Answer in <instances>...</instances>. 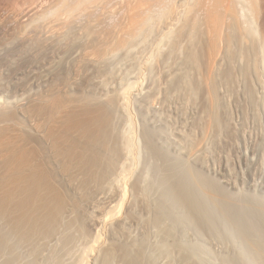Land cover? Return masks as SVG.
<instances>
[{"label": "bare ground", "instance_id": "6f19581e", "mask_svg": "<svg viewBox=\"0 0 264 264\" xmlns=\"http://www.w3.org/2000/svg\"><path fill=\"white\" fill-rule=\"evenodd\" d=\"M46 3L60 10L48 18L44 0H0L3 7H22L11 19L12 15L3 14L9 19H3L0 28L17 23L20 30L9 36L10 42H3L0 55L8 58L13 51L21 60L20 56L41 50L64 51L62 70L75 78L78 68L84 67L93 87L80 89L93 97L74 103L62 99L54 85L47 88V81L54 79L49 71L41 78L42 94L35 93L38 89L24 94L23 89V94L10 97L8 92L0 100V264H174L176 260L175 264H208L215 257L224 264H264V196L233 191L237 189L231 178L221 183L208 177L200 159L210 146L206 141L218 140L220 135L219 90L227 93L232 82L251 79L260 90L256 98L249 93L255 98L252 108L264 117V0ZM93 45L101 52H91ZM139 46L145 53L138 51ZM138 55L146 65L139 76L143 81L129 82L125 92H120V84L118 91L106 83L99 73L113 60L129 67ZM124 74L120 83L134 77ZM77 83L70 89L79 88ZM195 95L209 101L193 102ZM125 99L141 115L138 133L144 158L140 165L133 166L136 157L133 161L129 152H119L126 123L119 120L118 112ZM177 99L193 102L188 106L191 122L173 123L172 137L168 113ZM118 131L123 132L121 139ZM191 131L201 136L197 144ZM83 190L92 196L85 201L87 209L82 205L79 211L72 197L83 196ZM207 240L222 245L223 252L207 250Z\"/></svg>", "mask_w": 264, "mask_h": 264}, {"label": "rangeland", "instance_id": "374dc122", "mask_svg": "<svg viewBox=\"0 0 264 264\" xmlns=\"http://www.w3.org/2000/svg\"><path fill=\"white\" fill-rule=\"evenodd\" d=\"M36 1V0H35ZM39 1V0H38ZM43 1V0H42ZM45 2H46V0H44V6L43 7H46L45 8V10L47 11H44L45 12V14L47 13V15H46V17H48L49 18V16L50 17H52L53 15H55L56 13H58V11L60 10V9H58V8H56L55 7V10H54V8L53 7H50L51 5L49 4V3H46L45 4ZM48 4V5H47ZM9 7H11V9L9 8ZM9 7H3V6H0V9H2V8H4V9H6L5 10V12H3L2 10H0V22L2 23L4 20L3 19H6V17L7 16H9V15H12V16H9L10 17V19L13 17V15L14 14H16L15 12H17L18 10V7H21V6H17V9H15L16 7H14L13 5H11V6H9ZM50 7V8H49ZM8 8V9H7ZM12 8H14V10L12 9ZM22 8V7H21ZM48 8V9H47ZM56 9H57V11H56ZM15 10H17V11H15ZM13 11V12H12ZM3 12V13H2ZM8 12H9V14H8ZM11 12V13H10ZM43 12V13H44ZM49 12V13H48ZM54 12H55V14H54ZM7 15V16H4L5 14ZM4 14V15H3ZM44 14V15H45ZM149 14V13H148ZM147 14V15H148ZM3 16V17H2ZM9 17H7L8 19H9ZM3 20V21H2ZM115 21V20H114ZM113 21V22H114ZM113 22H111L112 24V26H114V23H116V22H118V19H117V21H115L114 23ZM16 24V26H15V28H14V26L13 25H15ZM15 24H12L11 26H12V28L11 27H5L4 28V26H2V28H0V36L1 35H3V36H1V38H0V46L3 44V42H7V41H11L12 39H13V37H10L11 39H9V36H13V33H15V30H16V32H18L17 31V29L18 30H20L18 27H19V25L17 24V23H15ZM14 28V29H13ZM8 29V30H7ZM4 30H5V32H4ZM13 30V31H12ZM8 31V32H7ZM10 32V33H9ZM3 33V34H2ZM6 33H8L7 35H6ZM9 34H11V35H9ZM148 36H149V34H147ZM1 39H3V40H1ZM5 39H6V41H5ZM144 44V43H143ZM145 45V44H144ZM73 46V45H72ZM72 46H71V48H72ZM94 47H92L93 48V51H91V52H101V48L100 47H97L96 45H93ZM106 46V45H105ZM142 46V47H141ZM141 46H139V49H140V47L141 48H144L143 47V45H141ZM94 48H95V50H94ZM88 49H90V48H88ZM87 49V50H88ZM98 49V50H97ZM138 49V51H140L141 53H145V50L143 51H141V49L139 50ZM92 50V49H91ZM105 50H107V49H104L103 51H102V53H104L105 52ZM53 51V52H52ZM52 51H45V52H43V50H41L39 53H34L35 54V56H34V54H32V55H25V56H20V57H22V59L21 60H19L20 58H19V56H16L15 55V52H10V53H8L7 55H8V58L7 57H5V55H0V64L1 63H3V64H1L0 65V78H2V79H0V90L2 89V87L5 89H2L1 91H2V93H1V91H0V100L2 101V100H5V99H3V98H5L6 96V94L7 95H9V93H10V97L11 96H13V95H17V93H20V94H23L24 92V94H26V92H29V90H30V92H34V90H36V89H38V90H36L35 91V93H37L38 95H40V94H42V92H43V90H44V87H43V83H41L43 80V78L48 74V73H55L54 75L53 74H51L50 76L51 77H53L54 79H52V78H50V80L49 81H47V83L50 85V87H49V85L47 84V88H49V89H51L52 88V85H54L53 86V90H55V91H57L58 92V96L59 97H61L62 99L64 98L65 100H69L70 102H72V103H74V102H77V101H82L81 99H84L83 97L85 96V99L86 98H89V97H91L93 94L92 93H89L88 92V94L85 92H83L82 93V91H81V89L80 88H83L84 87V85H85V87L87 86H91V87H93L92 86V84H91V82L89 83V81H91L90 80V78H89V76L88 75H85V68L83 67V71H82V68L80 67V68H78V71H77V73H76V76H75V78H78V81H76V80H74L75 78H74V73L73 74H71L72 72H66L65 70H62L63 69V65H62V63L64 64L65 62H64V60H65V53L66 52H64V51H60V50H55V52L58 54H56L55 52H54V50H52ZM58 51H59V53H58ZM135 51H136V53L138 52L137 51V49L136 50H134V52H132V53H135ZM52 54H51V53ZM41 53V54H40ZM44 53H47V54H44ZM57 55H55V54ZM54 54V55H53ZM63 54H64V56H63ZM146 54H148L147 53V51H146ZM11 55V56H10ZM14 57H13V56ZM37 55H39V56H37ZM43 55H44V58H42L43 57ZM45 55H47V57L45 56ZM50 55V56H49ZM60 55V56H59ZM61 55L63 56L62 58H61ZM141 55V54H140ZM140 55H138V56H136L135 58H134V60H132L131 62H134V63H130L131 65H133V66H131L130 64H128L129 65V67L127 66V64L125 65V63H123V65H125V66H123V65H121L122 63H120L119 64V62H121V61H119V60H117V61H119V62H116V60H113V62H109V63H105V64H107V65H103L102 66V69H100V71H99V73H101L102 75H103V79L105 80V81H107L106 83H111L112 84V86H114L115 87V89H117L118 90V88H119V86L121 85V87H122V91H120V92H123L124 91V89H126L127 87H126V85H128V83L129 84H133L134 85V83L136 84V81H138L139 79H140V82H142L143 80L140 78L141 76L140 75H142L143 73H145L146 71V69H145V60H144V58H143V56H140ZM149 55V54H148ZM15 56L18 58H15ZM41 56V57H40ZM58 57L59 59H61V61H59V59L58 58H56V57ZM10 57H12V58H15L16 59V61L13 59V60H11L12 58H10ZM53 57V58H52ZM137 57H140V58H138L137 59ZM4 58H5V60H4ZM26 60H25V59ZM28 58H30V59H28ZM37 59V61H36V59ZM118 58V57H117ZM116 58V59H117ZM28 59V60H27ZM46 59V60H45ZM50 59V60H49ZM53 60V62H52V60ZM64 59V60H63ZM136 59L137 60H139V61H136ZM4 62H3V61ZM19 60V61H18ZM33 60H35V62L33 61ZM41 60H43V61H41ZM57 60V62H55ZM2 61V62H1ZM13 61V62H12ZM23 61L25 62V63H23ZM30 61V62H29ZM47 61H48V63H47ZM144 63H143V62ZM15 62V63H14ZM39 62V63H38ZM40 62L43 64H40ZM58 62H60V63H58ZM135 62H136V64L137 65H135ZM139 62H140V65L138 66V64H139ZM9 63V64H8ZM13 63V64H12ZM16 63L17 64H19L18 66L16 65ZM21 63V64H20ZM34 63V64H33ZM37 63H38V65H37ZM50 63V64H49ZM112 63V64H111ZM143 63V64H142ZM5 64H6V66H5ZM9 66H8V65ZM36 64V65H35ZM46 64H49V65H47L46 66ZM53 64H57V65H53ZM112 66H111V65ZM116 64H119V67H118V65H116ZM3 65V66H2ZM30 65V66H29ZM54 67H53V66ZM65 65V64H64ZM143 65V66H142ZM14 66V67H13ZM33 66V67H32ZM43 66V67H42ZM45 66V67H44ZM60 66V68H57V67H59ZM71 66V65H70ZM115 66H117V67H115ZM131 66V67H130ZM135 66H137V67H135ZM3 67V68H2ZM5 67V68H4ZM9 67V68H8ZM11 67H12V69H11ZM18 67V68H17ZM29 67V68H28ZM37 69H35V68ZM40 67V68H39ZM50 67V68H49ZM53 67V68H52ZM56 67V68H55ZM62 67V68H61ZM71 67H74V65L73 66H71ZM105 67H106V69H105ZM109 67H110V71H109ZM114 67H115V69H114ZM122 67L123 68H125V67H127L126 69H122ZM141 68V70H140V68ZM22 68H24V69H22ZM26 68V69H25ZM31 68H33V69H35L34 71H33V69H31ZM45 68V69H44ZM76 68V69H77ZM118 68V69H117ZM119 68H121L120 70L121 71H119ZM130 68H133V69H130ZM136 68V71L134 70ZM137 68H139V70H140V72H139V74L137 73L139 70H137ZM143 68V69H142ZM9 69V70H8ZM46 69H47V71H46ZM49 69V70H48ZM51 69H54L53 71H51ZM80 69H81V71H80ZM114 69V70H113ZM128 69V70H127ZM130 69V70H129ZM12 70H14V72L12 71ZM27 72H26V71ZM43 70V71H42ZM57 70V71H56ZM62 70V71H61ZM103 70V71H102ZM117 70V71H116ZM125 70H127L128 72L130 71V73H128V72H126ZM131 70H133V71H135L136 72V74H135V72L133 73ZM3 71V72H2ZM8 71H9V73H8ZM13 73H12V72ZM21 71V72H20ZM24 71V72H23ZM37 71V72H36ZM50 71V72H49ZM107 71H109L110 73H108ZM119 71V76L120 75H123L125 72V74L124 75H128V74H134V77L132 78H124L125 79V81L123 80L122 81V83H120L121 82V80H120V78H122L123 76H117V73L116 72H118ZM123 71H125L124 73H122ZM142 71H144V72H142ZM28 72L29 73H31V74H28ZM66 72V73H65ZM96 71L94 70V72H93V74L95 75V74H97V73H95ZM104 72H106L107 73V75L108 76H106V74L104 73ZM115 72V73H114ZM19 73V74H18ZM46 73V75H44ZM59 73V74H58ZM65 75V77H64V75ZM70 75H69V74ZM83 73V74H82ZM114 74V76H112V74ZM3 74H4V76H3ZM10 74V75H9ZM25 74V75H24ZM57 74V75H56ZM105 74V75H104ZM18 75V76H17ZM35 75H36V78H35ZM67 75V76H66ZM72 75V77H70ZM85 75V78L83 77ZM111 75V76H110ZM117 77H116V76ZM11 76V77H10ZM34 77V78H32V77ZM44 76V77H43ZM59 76H61L62 78H60ZM140 76V77H139ZM10 77V78H9ZM21 77H23V78H21ZM82 77V79H80ZM135 77H139L137 80H136V78ZM19 78V79H18ZM42 78V79H41ZM73 78V79H72ZM87 78V79H86ZM112 78V79H111ZM114 78V79H113ZM20 79H21V81H20ZM34 79V80H33ZM35 79H36V81H35ZM52 79V80H51ZM61 79H62V82H61ZM65 79V80H64ZM72 79V80H71ZM86 79V80H85ZM120 81H119V80ZM128 79V80H127ZM131 79H134V82H133V80H132V82H131ZM58 80V81H57ZM67 80H69V81H67ZM81 80V81H80ZM127 80V81H126ZM251 79H248V80H246V81H244V82H238V81H236V80H234V82L236 81L237 83H231V89H230V87H229V91L227 92V93H222V89L221 90H219V96H218V100H219V102H220V104H219V108H218V114H219V118H220V130H219V134L220 135H218V140L216 139V140H214L213 142L211 141V140H209L208 142L206 141V143H210V146H209V144H208V146L209 147H207V144H206V147H207V149L210 151V154H209V151L207 150V152L204 154V155H202L201 156V161H202V165H203V167H202V171H204V173L208 176H210V178H212V179H215V180H218L219 182H221V183H223V181L225 180V179H227V178H231L232 179V181H233V183H234V185H236V189L237 190H233V191H244L245 193H250V194H253V195H256V196H258V197H263L264 196V117H263V115L261 114V112L260 111H258V110H254L252 107H254L253 106V104H254V100H255V98L257 97V96H259L260 95V90H259V88L256 86V84L253 82V81H250ZM1 81L3 82V83H1ZM8 81V82H7ZM34 81V82H33ZM51 81V82H50ZM79 82L80 81V83L78 84L77 83V86L78 85H80V87L78 88H76V89H70V86L72 85V83L73 82ZM87 81V82H86ZM17 82H20V83H17ZM24 82V83H23ZM37 82V83H36ZM58 82V83H57ZM64 82H66V83H64ZM72 82V83H71ZM115 82V83H114ZM116 82H117V84H116ZM119 82V83H118ZM123 82H125V83H123ZM253 82V83H252ZM34 83H36V84H39V85H36V84H34ZM63 83V84H62ZM239 83V84H238ZM241 83V84H240ZM20 84V85H19ZM23 84V85H22ZM25 84H26V86H25ZM62 84V85H61ZM66 84H67V87H66ZM71 84V85H70ZM88 84H90V85H88ZM114 84V85H113ZM120 84V85H119ZM122 84H123V86H122ZM235 84H237V85H235ZM4 85V86H3ZM42 85V86H41ZM65 85V86H64ZM70 85V86H69ZM233 85V86H232ZM244 85V86H243ZM23 86V87H22ZM38 86V87H37ZM57 86V87H56ZM69 86V87H68ZM116 86H118L117 88H116ZM132 86V85H131ZM236 86V87H235ZM237 86H238V88H237ZM242 86V87H241ZM60 87L62 88V87H66V89H65V91H60L59 92V90L58 89H60ZM84 87V88H85ZM86 87V88H87ZM90 87V88H91ZM126 87V88H125ZM244 88V89H243ZM20 89V90H19ZM25 91H24V90ZM42 91H41V90ZM78 89V91H76ZM121 89V88H120ZM119 89V90H120ZM233 89H236V90H233ZM251 89V91H249ZM17 90V91H16ZM32 90V91H31ZM118 90V91H119ZM233 92H232V91ZM238 90V91H237ZM258 90V91H257ZM3 91H6V92H3ZM22 91H24L23 93H22ZM73 91V92H72ZM126 91V90H125ZM124 91V92H125ZM220 91H221V93H220ZM237 91V92H236ZM255 91V92H254ZM9 92V93H8ZM56 92V93H57ZM63 94H62V93ZM253 92V93H252ZM4 93V94H3ZM65 93V94H64ZM72 93V94H71ZM232 93V94H231ZM244 93V94H243ZM251 94V96H253V97H255L254 99H252L251 97H249L250 96V94ZM2 94V95H1ZM92 94V95H91ZM234 94V95H233ZM249 94V95H248ZM253 94V95H252ZM258 94V95H257ZM64 95V96H63ZM68 95V97H66ZM221 95H225V96H222V98L220 97ZM228 95V96H227ZM257 95V96H256ZM3 96V97H2ZM76 96H77V98H76ZM79 96V97H78ZM88 96V97H87ZM94 96H96L97 97V95H94ZM197 95H195L194 96V98L192 99L193 100V102L194 101H197V102H200V101H204L203 103H205L206 101L208 102L209 101V98L208 97H206V98H203L202 100H200V95H198L197 97H196ZM202 96V95H201ZM69 97H71V99L69 98ZM75 97V98H74ZM81 97V98H80ZM93 97V96H92ZM223 97H225V99L223 98ZM69 98V99H68ZM79 98V99H78ZM208 98V99H207ZM196 99V100H195ZM222 99H223V101H222ZM9 100H13L12 98L11 99H9ZM126 100V99H125ZM184 100L185 99H177V101H178V103H176L175 102V109H173V111H170L169 113H168V115L170 116H168V118H169V120H171L170 122H172V126L169 128V130H168V132H171L170 133V136H174L175 137V133L173 134V132H175L173 129H172V127L174 128V126L175 125H185V124H190L189 122H191L190 121V117H191V111H190V109H188V106L190 107V103H191V105H192V101H191V99L188 101V100H185V102H184ZM252 100H253V102H252ZM181 101H183V102H181ZM225 101V102H224ZM227 101V102H226ZM188 102V103H187ZM206 102V103H207ZM222 102H224V105H223V103ZM128 103V104H127ZM227 103V104H226ZM130 104V105H129ZM179 104V105H178ZM183 104H184V106H183ZM222 104V106H220ZM125 105V106H124ZM126 105H127V107H126ZM128 105H129V107H128ZM186 105V106H185ZM247 105V106H246ZM251 105V106H250ZM124 106V107H123ZM123 108H121L120 110H119V112H118V118H119V120H122V121H125V122H123L124 124L126 123V125H124V124H122V121H119V123H120V125L121 126H123L122 128H123V130H122V128L120 127V125L118 124V126H119V129H120V131L122 130L125 134H124V136L126 137H122V139H121V137L120 136H123V132H121L120 133V131H118V136L120 137V139H121V141H120V139H119V141H120V145L119 146H121V145H123V146H126L127 145V143H128V146H126L127 148L129 147V149H127V148H125L124 147V149H125V151H123L122 149H123V146L122 147H119V152H120V150H121V152H124L123 154H125V152L127 153V152H129L128 154L130 155V158H132V160L135 158V160H133V161H135L134 163H133V166H134V164H138V165H140V164H142L141 162L143 161V159L142 158H144V152L142 151V149H143V147L141 146L142 145V140H141V138H140V135H139V133H138V131L140 130V129H138V127L140 128V125H139V123L138 122H141L140 121V119H141V115H140V117H139V112L138 111H135L136 109L133 107V105H132V103H131V101H128V100H126V103L124 102V104H123ZM180 106V108L181 107H183V108H178V107ZM249 106V107H248ZM126 107V108H125ZM187 107V109H185ZM222 107H224V109L222 108ZM222 108V109H221ZM178 109H180V110H178ZM185 111H184V110ZM175 110V111H174ZM187 110V111H186ZM189 110V111H188ZM220 110V111H219ZM223 110H224V112H223ZM252 110V111H251ZM122 111H124L125 113H123ZM135 111V112H134ZM179 111V112H178ZM181 111V112H180ZM207 111V110H206ZM251 111V112H250ZM121 112V113H120ZM126 112H127V114H126ZM183 112V113H182ZM190 113V114H188V115H186L187 113ZM254 112V113H253ZM139 113V114H138ZM207 113H208V111H207ZM228 113V114H227ZM125 114H126V116L128 117H125L126 118V120H125V118H123L124 116H125ZM136 114H138V116L136 115ZM171 114V115H170ZM183 114H184V116H183ZM199 114H200V116H202V114L201 113H196V117H198L199 116ZM221 114V115H220ZM182 116V117H181ZM199 116V117H200ZM122 117V118H121ZM139 119H138V118ZM187 117V118H186ZM222 117V118H221ZM225 117V118H224ZM261 117V118H260ZM184 118V119H183ZM228 118H229V120H228ZM223 119H225V120H223ZM224 121V123H223V121ZM231 120V121H230ZM222 122V123H221ZM173 123L175 124L174 126H173ZM223 125H224V127H223ZM228 125V126H227ZM223 127V128H222ZM229 127V128H228ZM231 127V128H230ZM225 129H227L226 131H225ZM173 131V132H172ZM223 131V132H222ZM189 131H185V133H188ZM192 132V131H191ZM120 134H122V135H120ZM128 136H127V135ZM169 134V133H168ZM173 134V135H172ZM193 134V132L190 134V136L192 137V141H194L196 144L201 140V136H199L198 137V134H197V136H196V134H193V135H195V136H193L192 135ZM139 135V136H138ZM118 137V138H119ZM128 137V138H127ZM132 137V138H131ZM194 137V138H193ZM140 138V139H139ZM199 138V139H198ZM221 140H220V139ZM222 138L224 139V140H222ZM125 139V141H126V143H125V141H124V143L125 144H123V140ZM128 141H127V140ZM132 140V141H129V140ZM135 140V141H134ZM226 140V141H225ZM216 141V142H215ZM218 141H219V143H218ZM131 142V143H130ZM215 142V143H214ZM130 145V146H129ZM131 145H132V147H134V149L131 147ZM212 147V148H211ZM171 148V150L172 151H174V149H173V147H170ZM132 149V150H131ZM127 150V151H126ZM135 150V151H134ZM133 152V153H132ZM143 152V153H142ZM135 153V154H134ZM141 154H142V156H141ZM206 154H208V156L206 155ZM132 156V157H131ZM135 156V157H134ZM130 160V159H129ZM131 160V161H132ZM142 160V161H141ZM204 161L206 162V163H204ZM129 162V161H128ZM126 163L127 162H125V165H126ZM200 164V163H199ZM136 166V165H135ZM200 166H201V164H200ZM205 167H206V169H205ZM208 168V169H207ZM205 170H207L206 172H205ZM208 176V177H209ZM225 185V184H224ZM226 188L228 189L229 187L228 186H226ZM85 189H86V187H85ZM261 189V190H260ZM87 191H85V190H83V196H81V197H72V200H73V198H74V202L76 203V205H75V203H74V205L76 206V208H77V210H78V208H79V211L81 210V207H82V205H83V207H82V209H87V206H86V203H87V201H89L90 200V197L92 196V194L90 195L88 192L86 193ZM71 196V195H70ZM85 197V198H84ZM81 199L80 200V202H79V199ZM89 198V199H88ZM82 199H83V201H82ZM87 199V200H86ZM85 201H86V203H85ZM83 202V203H82ZM81 204V205H80ZM77 205H78V207H77ZM86 206V207H85ZM97 230V229H96ZM100 230V229H99ZM98 231V230H97ZM101 234H100V233ZM98 233L100 234L99 236H102L103 237V235H102V232H101V230L99 231ZM215 245V244H214ZM209 240H207L206 241V244H205V246L207 247V250H209L210 252H212V253H215V254H218V253H221V252H223V251H221L222 250V248L221 247H223L222 245H219V246H214ZM219 261V262H217V260ZM214 260L215 261H213V259H212V261L210 262V263H208V264H221L222 262H220L221 260H219V258L218 257H215L214 258ZM176 262H178L177 260L174 262V264L176 263ZM179 264V263H178ZM222 264H224V263H222Z\"/></svg>", "mask_w": 264, "mask_h": 264}]
</instances>
